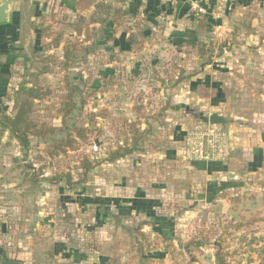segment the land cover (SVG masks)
Instances as JSON below:
<instances>
[{"label":"rangeland","instance_id":"rangeland-1","mask_svg":"<svg viewBox=\"0 0 264 264\" xmlns=\"http://www.w3.org/2000/svg\"><path fill=\"white\" fill-rule=\"evenodd\" d=\"M65 1L42 0L39 3L40 12L48 19L50 14H55L54 20L59 21L65 15V23H70L77 11L66 7ZM97 1L125 11L121 5L122 0ZM256 3L258 5L252 4L255 8H247V13L231 17V23L228 24L231 26L230 32L212 29L208 33L202 23H198L199 30L188 44L178 47L171 42L165 47H147L143 51L139 50L142 51L140 55L133 54L137 50H110L109 46L91 39L83 42L82 47L74 53L66 71L55 65L53 72L40 76L42 84L52 90L50 96L36 101L41 119L55 126L61 124L56 107L65 83L64 76H67L76 88L78 103L67 119V124L90 128L89 142L82 150L51 157L44 151L51 139L32 138L25 150L8 131L0 134V194L1 188L8 184H15L17 188L15 193L6 194V200L0 197V206H4L5 202L10 207L8 211L16 216L14 206L19 204L24 216L20 225L12 221L8 225L5 223L6 232L0 229V240L9 242L10 245H7L12 248L9 252H33L27 264H70L68 260L63 262L51 255L63 246H66V250L78 252H112V264H213L212 257L216 252L213 244H207L192 252L193 257H188L179 245L185 243V236L189 234V237L190 231L181 232L177 229L175 233L181 238L180 244V241L163 240L150 225H144L146 220L118 214L114 206H111V201L115 196L125 198L130 194L126 190L159 189L157 186L163 182L173 183L177 187L178 179H174L172 173L174 164L164 163L159 154L174 145L179 147L182 141H175L182 140L188 132L198 127L194 124L199 120L207 123L211 111L219 112L228 119V125H233L234 132L229 136L256 139L258 145L264 144V0ZM223 7L224 4L221 5V12ZM259 7L261 9L257 14L260 16H256L254 10ZM93 10L90 7L82 14L89 16ZM139 19L127 17L125 11L123 24L116 29H131L140 24ZM54 30L63 32V38H76L70 27L55 26ZM134 34L135 31L131 32V37ZM139 37H133L132 42L164 40L154 32L146 36L140 34ZM24 51L27 57L28 48ZM62 52L60 44L50 50L49 54L61 58ZM176 60L182 67L172 65ZM207 62L217 64V68H220L212 80L228 87L229 92L223 100L206 105V102L197 101L190 93L184 95L182 92L186 87L180 86L175 91L165 93V89L172 84L168 80L171 68L176 66L185 75ZM16 63L9 76L7 96L0 99V112L8 114L12 112V93L20 80L19 75L28 66L27 58L24 62L19 59ZM166 102L169 108L164 111ZM174 106L180 109L174 110ZM129 123H134L140 133L135 145H132L131 131L123 134ZM216 128L222 130L220 125ZM181 132H184L183 138L177 140L176 136L181 137ZM61 135L58 132L53 138ZM92 143L97 144L95 151L89 149ZM118 146L129 149L124 156L108 161L109 152ZM83 153H88L92 162V167L86 173L77 167ZM8 168L12 169L9 176L8 171H5ZM229 169L241 173L243 186L224 192L221 197L225 200L216 198L215 202L203 206L198 216H191L187 221L193 223V231L209 230L211 240H218L220 236L223 248L219 252H227L226 264H262L264 163L255 173H250L246 157L240 149H235ZM62 171H69L75 181L82 177L84 181L73 188H67L64 181L48 180ZM35 186L38 192L37 217L36 221L28 224V218L35 215L34 205L30 207L29 201L30 188L34 190ZM83 194L102 197L109 203H104L109 209L103 206L107 217L103 218L101 226H96L93 205L81 207L77 203L66 202L68 199L76 202V198ZM169 204L173 205L172 200ZM239 222H245L244 226L238 230L231 228ZM227 225L230 228L227 227L228 231L222 239L220 231ZM18 239L24 242L18 243ZM161 251L167 253L166 261L151 255L140 259L136 255L138 252Z\"/></svg>","mask_w":264,"mask_h":264},{"label":"crops","instance_id":"crops-1","mask_svg":"<svg viewBox=\"0 0 264 264\" xmlns=\"http://www.w3.org/2000/svg\"><path fill=\"white\" fill-rule=\"evenodd\" d=\"M40 1L42 0L28 1L29 4L32 3L35 6L36 13H41L39 5ZM257 1L262 2L263 0H210L207 5H205L206 12L202 16V18L205 16L202 27H204L208 33L211 32L212 29H222V32H230L231 26H228V24L231 23V17L238 15V13H240L239 15L247 13V8L252 6L253 3L254 5H258L256 3ZM73 2L74 0H66V7L73 9ZM195 2H197V0H122L121 5L125 7L126 16L140 17V24L135 25V27L131 29L128 28V30H115L114 35L116 37L115 42L117 46L114 47V51L135 52L134 50H137V52L133 54L140 55L139 53L147 47H165V45L170 44L171 42H173V44L176 43L178 47H181L183 44H188V42H191L190 39L193 37L194 33L199 30L197 24L199 23V20L202 19L196 18L192 12V6ZM223 4L224 7L221 12L220 9ZM22 5L26 6L24 0H14L9 13V21L0 24V99L7 96L8 81L13 66L17 64L16 62L19 59H22L23 62L26 61L24 49L26 50L27 39L23 38L24 32L22 34L21 14L23 17L25 16V13L21 12ZM260 9V7L256 8L254 10V15L260 16V14H257L259 13L257 11ZM253 26L255 27V25ZM133 31H135V34L131 37V32L133 33ZM153 32L156 36L164 38V40L150 42L146 40H137V42H132L134 39L133 37L138 38L140 34L146 36ZM31 34L32 38H34V33L31 32ZM130 44V50H119V46L125 48L129 47ZM116 60L117 58H115V61ZM172 65H179L182 67L179 62L177 63V60L172 63ZM199 66L198 69L188 72L185 75H183L184 71L182 69H177L176 66L174 69L171 68V71H168L170 73L168 80L172 81V84L165 89V93H168L169 90L175 91V88L180 86L182 88L186 87L182 92L184 95L188 96L190 93V95L196 97L197 101L206 102V105H211L223 100L222 98L229 92L228 87H226L225 84L221 85L218 82H215V80H212L217 69H220L217 68L218 65L214 63L212 64V62H207L202 63ZM221 70L225 71L223 69ZM180 71H183L181 73L182 76H189L178 79ZM203 93H207L208 97H202L201 94ZM175 96L177 95H174V97ZM167 104L168 102H166L163 107L164 111L169 108V105L167 107ZM173 105L171 108H173ZM174 107V110L180 109L176 106ZM207 124L208 123L199 120V122L194 125L204 127ZM215 126L217 127V125ZM232 126V124L228 125L227 122L225 128H221L230 135L234 132ZM183 133L184 132L180 133L181 137L177 135L176 139H182ZM184 139L185 137L180 141H175H182L179 144V147L174 145L173 148L167 149L162 154H159L164 163L167 162L174 164L175 168L172 173L173 178L176 180L178 179L177 182L179 184L177 187L174 186L173 183L163 182V184L157 186L159 189L136 188L133 190H126L127 193L130 192V194L125 196V198L124 196H115L112 197L111 201V206H114L118 214L125 216L133 215L139 217V219L146 220L144 225H150L152 230L159 234L163 240L168 239L176 242L181 240V238L175 233L177 232V229L181 232L190 231V235L195 233V231H193V223L187 221L188 218L196 214L198 216L202 207L215 202L217 200L216 198L220 197L225 200L221 197V195H224V192L243 186L244 182H242L243 179L241 173L229 169L235 149H240L242 155L246 157L250 173H255L257 169L262 167L264 156V144L260 146L256 139H242L231 135L230 143L233 153L231 151L230 157L227 161L187 160L183 157L182 148ZM5 171H8L7 173L9 176L12 169L8 168ZM1 180L2 182L4 181V179ZM179 186H181L180 189H178ZM36 187L37 186L34 187V190L30 188V207L34 205L35 215L28 218V224H32L36 221L35 219L37 217L36 194L38 192ZM16 190L17 188L15 187V184H8V186L1 188L0 197L2 196L6 200V194L8 192L15 193ZM76 199V202L72 199H68L66 202L77 203L81 207L93 205L96 226H101V223L104 222L103 218L107 217V212L104 211V207L106 208L108 206H104V203H109L106 202V199L86 194H83ZM170 200H172L173 205L169 204ZM9 208L10 207L7 206L5 202L4 206H0V229L2 232H6L5 223L8 225V223H11L12 221H17L16 223L20 225L22 219H24L21 205L15 204L14 206V209L17 210L16 216L8 211ZM108 209L109 207L107 210ZM196 226H198V224ZM184 227H186V229H184ZM188 228H190V230H188ZM188 235L189 234L185 236L187 239L189 238ZM21 242H24V240L18 239V243ZM7 244L10 245L9 242L4 243L0 240V259L8 258L18 260L21 264L28 263L27 259L33 252H9L12 248ZM63 245L64 244H62V246ZM65 247L63 246L64 249L57 248L55 252L51 253V255L63 262L68 260L70 264H112L110 262V256L112 257L113 255L112 252H78L66 250ZM136 255L140 256L138 257L140 259H143L142 257L145 255H151L158 259L167 260V253L162 251L152 253L138 252ZM212 258H214V256ZM213 264H215L214 261Z\"/></svg>","mask_w":264,"mask_h":264},{"label":"trees","instance_id":"trees-1","mask_svg":"<svg viewBox=\"0 0 264 264\" xmlns=\"http://www.w3.org/2000/svg\"><path fill=\"white\" fill-rule=\"evenodd\" d=\"M28 1L24 0L26 6L22 5L21 11L25 13L24 17L21 14L22 34L24 32L23 38L29 39L26 42V49L28 48V55L26 57L28 66L23 68V71L19 75L20 80L13 90L12 112L9 114L7 112H0V134L8 131L25 150L28 149L32 138L51 139L44 149L46 154L51 157L66 154L69 151L82 150L84 145L89 142L90 128L72 124L68 126L67 124V119L70 118L78 104L75 96V86L68 81L67 76H64L65 83L59 94V102L56 107V113L60 117L61 124L55 126L51 122L42 120L36 108V101H40L52 93L49 86L42 84L40 76L53 72L55 65L63 67L64 71H66L71 59L74 57V53L82 47L83 42L91 39L98 44L101 43V45L109 46L110 50H114V47L117 46L114 33L116 28L123 24L125 11L121 8H113L110 4L97 0H74L73 8L77 11V14L72 22L66 24L65 15H63L61 21L54 20L55 14H50L51 16L48 19L46 15L36 13L35 6L32 3L29 4ZM90 7L94 8L91 14L89 16L83 15L82 13ZM199 23L203 25L204 20H199ZM61 25L70 27L76 38H63V32L54 30L55 26ZM31 32L34 33V38H32ZM78 36H82V38H78ZM109 42H111L110 45H108ZM60 44L63 47L61 58L53 53L49 54L50 50L57 48ZM130 49L131 44L125 48L119 46V50L121 51H128ZM182 72H179L178 79L189 76H182ZM201 95L202 97H208L207 93ZM130 131L132 132V145H135L140 133L136 130L134 123H129L127 130L123 134L125 135ZM58 132L62 133V135L59 138H53ZM124 142L127 141L124 140ZM128 149L118 146L115 150L109 152L107 160L113 161L124 156ZM77 167L82 168L84 173L92 167L88 153L81 154ZM48 180L52 182L64 181L67 188H73L75 185L82 183L84 177L75 181L69 171H62L55 173ZM242 226L244 224L239 222L232 225L231 228L238 230ZM227 227L230 228L227 225L220 231L222 239L228 231ZM211 239L209 230L206 232L202 229H196L195 233L190 235L185 243L180 244L181 241L179 242V248L185 251V253L187 252L188 257H193L192 252L200 250L211 243L216 248L214 263L226 264L225 258L228 255L227 252H219L223 248L220 236L218 240ZM261 259L262 264H264V249L261 252Z\"/></svg>","mask_w":264,"mask_h":264},{"label":"built area","instance_id":"built-area-1","mask_svg":"<svg viewBox=\"0 0 264 264\" xmlns=\"http://www.w3.org/2000/svg\"><path fill=\"white\" fill-rule=\"evenodd\" d=\"M210 0H197L192 6L196 18L205 14V5ZM90 150L95 151L97 144L92 143ZM183 157L187 160H204L225 162L232 151L230 136L225 130L217 129L215 125L196 127L188 132L183 142Z\"/></svg>","mask_w":264,"mask_h":264},{"label":"water","instance_id":"water-1","mask_svg":"<svg viewBox=\"0 0 264 264\" xmlns=\"http://www.w3.org/2000/svg\"><path fill=\"white\" fill-rule=\"evenodd\" d=\"M14 0H1L0 2V24L9 21L10 9ZM228 119L217 111L208 114L207 123L209 125H220L225 128ZM232 175V174H231ZM0 264H21L20 261L14 259H0Z\"/></svg>","mask_w":264,"mask_h":264}]
</instances>
